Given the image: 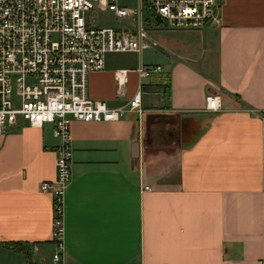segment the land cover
I'll use <instances>...</instances> for the list:
<instances>
[{
	"label": "crops",
	"instance_id": "obj_1",
	"mask_svg": "<svg viewBox=\"0 0 264 264\" xmlns=\"http://www.w3.org/2000/svg\"><path fill=\"white\" fill-rule=\"evenodd\" d=\"M219 18L168 30L152 59L107 54L89 75V97L116 108L139 66L161 67L142 81L141 116L72 123L61 264L264 260V0H221ZM210 93L217 114L204 111ZM57 143L51 126L22 120L0 135V264H54L40 186L55 178Z\"/></svg>",
	"mask_w": 264,
	"mask_h": 264
},
{
	"label": "built area",
	"instance_id": "obj_2",
	"mask_svg": "<svg viewBox=\"0 0 264 264\" xmlns=\"http://www.w3.org/2000/svg\"><path fill=\"white\" fill-rule=\"evenodd\" d=\"M120 1L0 0V135L6 127L22 120L31 127L51 126L58 141L55 178L40 186L41 192L52 197L51 238L56 251L51 260L54 264L63 261L72 123L115 122L127 115L141 116L144 113L142 81L160 73L161 67L139 66L135 94L116 108L89 97V75L103 70L107 54L141 55L158 47L143 26V2L159 29L194 31L218 26L220 22L221 0H135L134 7L122 5ZM93 10L112 13L117 19L132 23V27L114 29L90 25L87 16ZM156 17L160 23L155 22ZM204 111L219 113L220 97L207 94Z\"/></svg>",
	"mask_w": 264,
	"mask_h": 264
},
{
	"label": "rangeland",
	"instance_id": "obj_3",
	"mask_svg": "<svg viewBox=\"0 0 264 264\" xmlns=\"http://www.w3.org/2000/svg\"><path fill=\"white\" fill-rule=\"evenodd\" d=\"M120 3L127 7H134L136 5L135 0H121ZM87 21L90 25L100 28H114V29H130L132 27V23L128 21H122L114 17L112 13L93 10L87 16ZM142 23L146 30H148L149 36L151 40H154L162 47V42L166 35H170L171 31H168L164 28H157L154 25V17L152 12L149 10L147 5L143 2V10H142ZM160 48L148 50L144 54L152 56L154 53H159Z\"/></svg>",
	"mask_w": 264,
	"mask_h": 264
},
{
	"label": "water",
	"instance_id": "obj_4",
	"mask_svg": "<svg viewBox=\"0 0 264 264\" xmlns=\"http://www.w3.org/2000/svg\"><path fill=\"white\" fill-rule=\"evenodd\" d=\"M155 22L156 23H160V19L158 17L155 18ZM165 106L168 107L169 106V95H168V90L165 91ZM184 116H192V117H200L202 116L201 114L198 113H186ZM134 147H137V145H135Z\"/></svg>",
	"mask_w": 264,
	"mask_h": 264
},
{
	"label": "trees",
	"instance_id": "obj_5",
	"mask_svg": "<svg viewBox=\"0 0 264 264\" xmlns=\"http://www.w3.org/2000/svg\"><path fill=\"white\" fill-rule=\"evenodd\" d=\"M28 256V255H27Z\"/></svg>",
	"mask_w": 264,
	"mask_h": 264
}]
</instances>
